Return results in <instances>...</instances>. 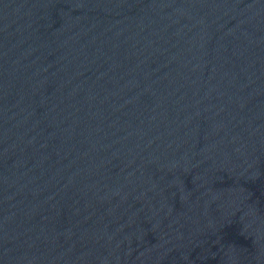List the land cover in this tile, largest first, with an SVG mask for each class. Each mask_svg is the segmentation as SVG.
I'll list each match as a JSON object with an SVG mask.
<instances>
[{"label": "water", "instance_id": "obj_1", "mask_svg": "<svg viewBox=\"0 0 264 264\" xmlns=\"http://www.w3.org/2000/svg\"><path fill=\"white\" fill-rule=\"evenodd\" d=\"M0 264H264V0H0Z\"/></svg>", "mask_w": 264, "mask_h": 264}]
</instances>
